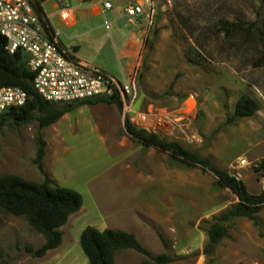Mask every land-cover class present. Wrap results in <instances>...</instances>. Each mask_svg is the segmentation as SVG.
Listing matches in <instances>:
<instances>
[{
    "label": "rangeland",
    "instance_id": "rangeland-1",
    "mask_svg": "<svg viewBox=\"0 0 264 264\" xmlns=\"http://www.w3.org/2000/svg\"><path fill=\"white\" fill-rule=\"evenodd\" d=\"M119 1L113 0L114 8L101 17L83 22H101L99 32L83 29L62 33V39L111 65L120 81L135 79L123 110L104 101L75 103L49 126L41 127L38 119L24 124L9 120L0 131V177L42 182L47 175L84 198L82 208L61 228L62 244L42 257L31 250L41 247L45 237L25 217L0 210V264H89L80 244L87 226L133 232L152 253L174 257L170 264H264V207L255 220L231 219L227 235L208 251L211 219L239 201L235 193L218 185L211 171L131 138L125 126L131 106L144 92L141 111L178 115V124L152 132L211 158L242 179L250 193L264 191V68L254 66L264 42L243 34L228 37L220 26L225 19L261 23L262 0H155L138 62L125 76L115 54L120 49L115 33L134 25ZM103 2L67 0V7L101 12ZM105 20L112 23L111 30ZM187 50L200 54L202 63L190 60ZM242 96L255 99L260 108L232 121ZM40 137L47 144L44 173L35 163ZM145 259L132 249H119L115 256L117 264Z\"/></svg>",
    "mask_w": 264,
    "mask_h": 264
},
{
    "label": "trees",
    "instance_id": "trees-1",
    "mask_svg": "<svg viewBox=\"0 0 264 264\" xmlns=\"http://www.w3.org/2000/svg\"><path fill=\"white\" fill-rule=\"evenodd\" d=\"M46 0H36V7L43 18H46L43 3ZM264 5V0H262ZM262 7V6H261ZM259 18L263 16L262 8L257 12ZM221 31L228 37L238 34L254 37L264 42V19L261 23L252 21L231 22L227 19L220 21ZM245 37V36H244ZM249 37V38H250ZM6 38L0 35V86H16L25 90L29 99L24 106L14 108L0 116V131L9 120L16 124L28 123L38 119L41 127L49 126L58 121L65 113L72 111L75 103L94 104L108 102L123 110V100L115 95L110 98L98 97L81 102L68 103L60 106L59 103L49 102L41 97L33 86L34 75L28 69L26 54L17 51L11 54L6 49ZM190 60L202 63L201 55L195 56L187 50ZM254 66L264 68V52L258 54ZM259 103L249 97L242 96L235 105L232 121L253 116L259 110ZM126 130L131 138L146 146H153L162 152L169 153L174 159L189 166H199L211 171L217 177L220 186L229 187L238 198V202L229 210L213 216L208 231L209 248L214 247L227 235V223L236 217L256 219V214L264 207V191L259 194L249 192L245 182L239 177L220 169L209 157L202 158L197 153L186 149L176 141L162 139L154 132H148L136 127L126 118ZM46 140L40 137L39 148L35 163L44 173V157L46 155ZM84 204L83 195L72 188L55 184L45 175L42 182L27 180L18 175L0 177V210L16 216L25 217L30 225L45 237V243L33 254L37 257L45 256L50 250L58 248L63 242L61 228L68 222L70 216L78 212ZM166 247L169 243L163 238ZM81 247L86 254L89 264H117L116 253L119 249H132L143 254L146 259L140 264H170L175 258L167 253L154 254L147 249L133 232L106 228L98 229L87 226L80 236Z\"/></svg>",
    "mask_w": 264,
    "mask_h": 264
},
{
    "label": "built area",
    "instance_id": "built-area-1",
    "mask_svg": "<svg viewBox=\"0 0 264 264\" xmlns=\"http://www.w3.org/2000/svg\"><path fill=\"white\" fill-rule=\"evenodd\" d=\"M57 1L65 13L67 0ZM154 2L129 0L124 5V14L130 23L136 25L141 14L147 13L151 23L155 13ZM103 6L102 13L105 14L114 7L113 0H104ZM105 27L110 30L112 23L105 20ZM0 35L6 38L9 53L21 51L26 54L28 69L34 75V89L49 102L75 103L117 95L125 104L133 95L135 79L120 81L102 68L78 59L61 42L60 33L41 16L36 0H0ZM28 99V93L19 87L0 86V116L24 106ZM129 118L136 127L148 132L178 124V115L170 112H145L140 109Z\"/></svg>",
    "mask_w": 264,
    "mask_h": 264
},
{
    "label": "crops",
    "instance_id": "crops-1",
    "mask_svg": "<svg viewBox=\"0 0 264 264\" xmlns=\"http://www.w3.org/2000/svg\"><path fill=\"white\" fill-rule=\"evenodd\" d=\"M127 1L129 0H120L119 5L124 6ZM43 8L46 18L52 25L53 29L60 33L61 42L67 48H70L78 59L102 68L103 70L116 76L113 69L110 67L111 65H109L108 63L106 64L104 62H100V60L96 58V56L91 58L90 56L85 55L82 52L83 49L80 44L76 42H70L66 44V42L62 39V33H78L79 31H83V29L84 31H89V28H91V31L99 32L101 22L93 26H87L86 23L83 22L89 21L95 17H101L103 15L102 11L100 12L99 10H94V12L90 13L86 11L76 10V8L74 9L67 7L66 12L63 13L61 11V6L57 4L55 0H46L43 3ZM139 20L140 21L136 25H134L132 30L125 32L121 29L119 32L115 33L116 41L120 45L119 52L115 51V54L121 66L120 68L123 76L127 75L138 62L137 60L139 58V51L143 43V35L146 28L145 21L148 20L147 13L141 14ZM141 21L142 23H140Z\"/></svg>",
    "mask_w": 264,
    "mask_h": 264
},
{
    "label": "water",
    "instance_id": "water-1",
    "mask_svg": "<svg viewBox=\"0 0 264 264\" xmlns=\"http://www.w3.org/2000/svg\"><path fill=\"white\" fill-rule=\"evenodd\" d=\"M144 97H145V93L142 92L139 98L136 100V102L132 105L131 107L132 111H130L131 116H133L137 111L141 109Z\"/></svg>",
    "mask_w": 264,
    "mask_h": 264
},
{
    "label": "bare ground",
    "instance_id": "bare-ground-1",
    "mask_svg": "<svg viewBox=\"0 0 264 264\" xmlns=\"http://www.w3.org/2000/svg\"><path fill=\"white\" fill-rule=\"evenodd\" d=\"M191 105H192V103L190 102V103H189V106H191Z\"/></svg>",
    "mask_w": 264,
    "mask_h": 264
}]
</instances>
